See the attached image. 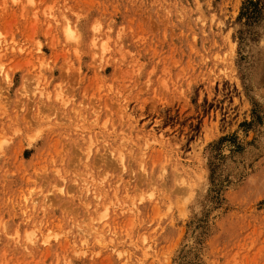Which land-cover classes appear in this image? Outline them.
<instances>
[{
	"label": "rangeland",
	"instance_id": "1",
	"mask_svg": "<svg viewBox=\"0 0 264 264\" xmlns=\"http://www.w3.org/2000/svg\"><path fill=\"white\" fill-rule=\"evenodd\" d=\"M0 264H264V0H0Z\"/></svg>",
	"mask_w": 264,
	"mask_h": 264
},
{
	"label": "bare ground",
	"instance_id": "2",
	"mask_svg": "<svg viewBox=\"0 0 264 264\" xmlns=\"http://www.w3.org/2000/svg\"><path fill=\"white\" fill-rule=\"evenodd\" d=\"M94 42V41H93ZM95 44V42L92 44V45H94ZM93 47H95V46H93Z\"/></svg>",
	"mask_w": 264,
	"mask_h": 264
}]
</instances>
